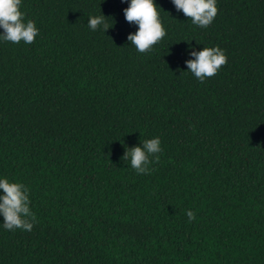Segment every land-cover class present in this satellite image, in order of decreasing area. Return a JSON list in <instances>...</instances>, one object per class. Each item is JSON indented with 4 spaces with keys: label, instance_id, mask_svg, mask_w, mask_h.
<instances>
[{
    "label": "trees",
    "instance_id": "16d2710c",
    "mask_svg": "<svg viewBox=\"0 0 264 264\" xmlns=\"http://www.w3.org/2000/svg\"><path fill=\"white\" fill-rule=\"evenodd\" d=\"M154 2L167 35L142 54L130 0H22L39 35L0 40V179L36 221L0 215V264H264V0H217L207 28ZM217 46L201 82L185 61ZM155 137L137 174L126 148Z\"/></svg>",
    "mask_w": 264,
    "mask_h": 264
},
{
    "label": "clouds",
    "instance_id": "9594fccd",
    "mask_svg": "<svg viewBox=\"0 0 264 264\" xmlns=\"http://www.w3.org/2000/svg\"><path fill=\"white\" fill-rule=\"evenodd\" d=\"M177 11L201 28H207L218 14L217 0H172ZM22 0H0V40L18 44H32L39 35V29L32 20L25 21V13L21 9ZM125 20L138 26L134 33H129L127 40L135 46L139 53H150L153 47L167 35L161 22L157 4L154 0H130L124 10ZM102 26L106 32L109 25L104 15L91 16L88 27L96 31ZM193 59L185 61L188 71L196 79L203 82L215 76L221 67L228 62L225 52L217 47H204L199 51L193 50ZM162 152L159 137L143 141L142 145L126 148L122 157L130 161L131 167L137 174H147L151 171L149 165L158 162V153ZM155 157V160L151 159ZM0 215L3 217V227L6 230L23 229L31 231L36 221V215L30 209L29 189L22 183L9 182L0 179ZM189 222L196 219L192 210H187Z\"/></svg>",
    "mask_w": 264,
    "mask_h": 264
}]
</instances>
